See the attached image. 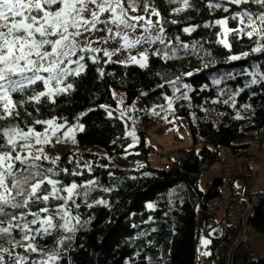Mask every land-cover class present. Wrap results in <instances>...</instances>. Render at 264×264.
<instances>
[{
	"label": "trees",
	"instance_id": "1",
	"mask_svg": "<svg viewBox=\"0 0 264 264\" xmlns=\"http://www.w3.org/2000/svg\"><path fill=\"white\" fill-rule=\"evenodd\" d=\"M195 2L198 11L189 9L177 15L172 14L171 9L179 5L155 0L167 21H178L177 24L165 23L167 36L175 44L174 37L178 35L189 45L187 53L181 49L179 58L169 60L150 55L146 68L108 63L100 55L99 64L88 61L86 72L72 78L74 91L59 97L55 105L41 108L45 117L56 116L69 124H77L74 141L78 146H98L106 155L105 158L82 149L66 150L59 156L61 167L83 173L62 176L65 182L95 180L99 185L91 192L88 203L94 204L99 199L107 202L87 208L82 201H77L81 203L82 220L89 222L79 227L75 238L65 245L67 251L61 264H195L196 241L203 235L211 240L207 246L211 253L208 258L215 264H224L238 228L225 216L224 222H215L216 213L207 208L209 199L224 195L221 190L223 176L213 178L206 191L199 189L198 179L219 160L220 147H227L233 158H240L251 155L255 144L264 142V85L245 88L233 101L232 94L243 88L250 77L225 78L219 85H213L211 80L226 73L235 75L244 68L251 70L252 63L264 65V55L228 62L231 53L218 43L220 28L203 27L228 14L210 11L204 0ZM189 25L200 27L186 34L182 29ZM236 26L235 21H229V27ZM193 43L197 44L198 51L192 50ZM232 43L233 53L251 47L247 38ZM161 47L164 46L158 43L153 46ZM205 64L211 66L205 68ZM97 68H103V77ZM187 72L193 75H184ZM177 77L180 79L176 84L169 83ZM181 84L190 86L189 99H176L170 112L186 120L193 147L183 150L182 156L167 164L165 169L148 160L149 147L143 142V135L139 143H134L129 133L132 121L139 117L155 119L158 115H153L152 109L163 105L165 96L172 97ZM114 89L123 92V100L113 94ZM136 100H140V108L134 107ZM225 100L229 102L225 104ZM238 115L242 118L237 119ZM195 145L199 148L195 149ZM119 155L130 167L107 164V158ZM70 159L72 163L68 162ZM232 182L228 180L230 186ZM104 188L110 191L104 192ZM237 194L253 197L264 192H232V195ZM148 204L154 207L150 209ZM245 220L247 230L251 227L264 237V198H258ZM216 224L221 231L213 235L209 230ZM38 242L52 245L50 239ZM0 244L9 246L3 240ZM245 244H239L235 264H264V255L252 258L244 250Z\"/></svg>",
	"mask_w": 264,
	"mask_h": 264
},
{
	"label": "snow or ice",
	"instance_id": "2",
	"mask_svg": "<svg viewBox=\"0 0 264 264\" xmlns=\"http://www.w3.org/2000/svg\"><path fill=\"white\" fill-rule=\"evenodd\" d=\"M167 3L179 5L171 9L172 14L199 10L195 0H167ZM204 3L210 11L228 14L203 25L220 28L218 43L231 53L228 62L264 55V0H204ZM229 21H235L237 26L229 27ZM165 23L178 21H167L155 0H0V240L9 245L0 244V264H61L67 251L65 245L75 238L79 227L89 222L82 220L81 203L77 201L87 208L107 204L103 199L88 203L97 181L77 183L62 179L83 173L61 167L60 157L49 156L46 147L69 138L73 126L56 116L45 117L41 108L55 105L59 97L74 91L72 78L86 72L88 61L99 64V53L108 58V63L135 64L141 68L148 67L150 55L169 60L179 58L181 49L187 53L189 45L178 35L174 37L175 44L171 43ZM198 27L189 25L182 31L191 34ZM244 38L251 47L233 53L232 41ZM157 43L164 47L153 48ZM110 44L116 47L104 46ZM191 48L198 51L196 43ZM121 52L127 53L125 59H112ZM250 67L251 70L244 68L235 75L212 77L211 82L219 85L225 78L250 77L243 88L232 94L230 99L234 101L245 88L264 85V65L252 63ZM97 71L100 77L104 76L103 68ZM179 79L169 83L176 84ZM183 87L190 88L188 84ZM165 99L171 109L172 99L167 96ZM178 99L189 97L184 93ZM153 115L159 113L153 109ZM129 135L135 139V130ZM49 239L51 246L38 243ZM210 243L208 238L201 239L205 249ZM202 254L211 255L209 251Z\"/></svg>",
	"mask_w": 264,
	"mask_h": 264
},
{
	"label": "rangeland",
	"instance_id": "3",
	"mask_svg": "<svg viewBox=\"0 0 264 264\" xmlns=\"http://www.w3.org/2000/svg\"><path fill=\"white\" fill-rule=\"evenodd\" d=\"M97 35H103V33H97ZM99 46V45H95ZM105 47L114 48L116 45H104ZM144 47H148V45H144ZM142 50L136 49L133 50L132 54L135 55L136 51ZM98 55H103L99 53ZM127 53L121 52L112 57L113 60L120 61L125 59ZM106 60L108 59L105 57ZM224 80V79H223ZM184 84L176 87L179 88V91H175L172 97V106L173 103L178 97H181L182 94L187 93L189 88H184ZM175 88V89H176ZM113 94L118 95L121 100L124 98L123 92L114 89ZM225 95V94H224ZM135 108L141 107L140 100H136L134 103ZM155 111L159 113V115L151 120L145 117L138 118V120H134L131 123L130 132L135 130V139H133L134 143H139L141 134L143 135V142L146 146H148V160H150L151 164L156 166H163L165 169L168 168L167 164L171 161L179 159L182 156L183 150H189L193 147L192 140L190 137L189 128L186 120L183 117L175 116L170 112L168 108V101L163 105L154 107ZM152 109V111H153ZM166 117V118H165ZM73 126V131L69 134V138L62 140L61 143L53 142L52 145L46 147V152L49 156L55 157L60 156L66 150H82L84 149L87 152L96 153L102 156H105V152L102 148L98 146L92 147H80L75 141L73 142L72 137H74L75 132L78 128L77 124H71ZM264 136V131H263ZM262 143H257L252 148V153L246 157L233 158L229 152L227 147H220L219 149V160L215 162L208 170L204 171L198 179V187L202 191H206L207 184L212 181L216 176H223V180L228 181L226 178H243L250 176L255 178L257 181V186L264 187V150L260 147ZM195 149L199 148V145L194 146ZM107 164L111 166H123L130 167V164L124 159L123 156H116L107 158ZM252 163H251V162ZM248 162L250 163V167L252 172L249 171ZM253 162H261L254 166ZM254 166V167H253ZM257 168V169H255ZM222 180L221 190L223 191L228 186V183H224ZM226 184V185H225ZM97 185H99L97 183ZM232 193H225L222 195L223 198L231 197ZM214 213L221 212L224 214V207L215 208ZM220 223V222H219ZM217 229V227L213 228ZM250 232V237H249ZM246 234L248 239L242 242L246 244L244 245V249L247 248L252 252L253 258H259L264 255V237L259 232L255 231L253 228L249 227V230L246 233L241 230L240 235ZM202 238H207V236H203ZM239 238V233L238 237ZM235 242V241H234ZM39 243V242H38ZM198 241H196V250H197V258L195 264H215L214 260L208 258L207 255H203L202 253L206 251L204 248L203 252H198L199 249ZM239 244L234 243L228 250L226 255V260L224 264H235L236 258V250L238 249ZM202 258V259H201Z\"/></svg>",
	"mask_w": 264,
	"mask_h": 264
},
{
	"label": "built area",
	"instance_id": "4",
	"mask_svg": "<svg viewBox=\"0 0 264 264\" xmlns=\"http://www.w3.org/2000/svg\"><path fill=\"white\" fill-rule=\"evenodd\" d=\"M260 147L264 150V143H262ZM260 197L264 198V194L253 197L246 194L232 195L228 198L217 196L208 200L207 208L209 211L214 212L216 210L215 208L219 209L221 206L224 207L225 219L235 224L238 228L237 234L233 239V244H241L247 238L246 234L240 235V232L243 230L246 233V214L250 211L252 205L256 203ZM238 233L239 238L237 239ZM230 264H232V262Z\"/></svg>",
	"mask_w": 264,
	"mask_h": 264
},
{
	"label": "crops",
	"instance_id": "5",
	"mask_svg": "<svg viewBox=\"0 0 264 264\" xmlns=\"http://www.w3.org/2000/svg\"><path fill=\"white\" fill-rule=\"evenodd\" d=\"M251 162V161H250ZM252 163V162H251ZM261 162H259V163H257V162H253V164H254V166H257V164H260ZM248 168H249V171L250 172H252V170H251V167H250V163L248 162ZM253 166V167H254ZM255 169H257V168H255ZM227 180H233V182H232V184H231V186L229 185V183H228V181H225V180H223L224 181V183H228V186L226 187V189H224L223 191H222V193L223 194H225V193H232V192H243V193H256V192H264V187H259V186H257V181H256V179L255 178H253V177H251L250 178V176H248V177H243V178H240V177H238V178H226ZM262 181H264V179L262 180ZM226 185V184H225ZM237 185H238V187H237ZM224 217V215H223V213H221V212H218V213H216L215 215H214V218H213V220L215 221V222H220V221H223V218ZM224 222V221H223ZM215 227H217V231H215V232H213L212 230H213V228H215ZM213 228H210V230H209V232L211 233V234H213V235H216V234H219L220 233V231H221V227L220 226H218L217 224L213 227ZM252 234V233H251ZM250 232H249V237H250ZM203 235V234H202ZM204 236V235H203ZM203 236H199L200 238H198V244H199V246H201V249L200 248H198L199 249V251L198 252H203V250H204V248L202 247V245H201V239H202V237ZM249 237H248V240H249ZM245 251H247V253H248V255H250L252 258H253V256H252V252L248 249V246H247V248L246 249H244ZM206 251H207V249H206ZM208 256V255H207ZM197 258H199L198 256H197ZM202 259V258H201Z\"/></svg>",
	"mask_w": 264,
	"mask_h": 264
},
{
	"label": "bare ground",
	"instance_id": "6",
	"mask_svg": "<svg viewBox=\"0 0 264 264\" xmlns=\"http://www.w3.org/2000/svg\"><path fill=\"white\" fill-rule=\"evenodd\" d=\"M261 143H264V142H261ZM248 168V167H247ZM249 169V168H248Z\"/></svg>",
	"mask_w": 264,
	"mask_h": 264
}]
</instances>
